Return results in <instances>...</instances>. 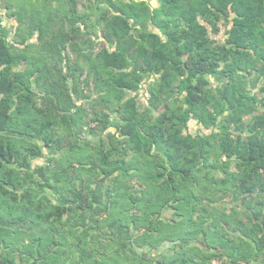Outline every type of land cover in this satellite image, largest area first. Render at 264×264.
Wrapping results in <instances>:
<instances>
[{"label":"trees","instance_id":"obj_1","mask_svg":"<svg viewBox=\"0 0 264 264\" xmlns=\"http://www.w3.org/2000/svg\"><path fill=\"white\" fill-rule=\"evenodd\" d=\"M20 4L13 33L0 17V264H264V0Z\"/></svg>","mask_w":264,"mask_h":264},{"label":"rangeland","instance_id":"obj_2","mask_svg":"<svg viewBox=\"0 0 264 264\" xmlns=\"http://www.w3.org/2000/svg\"><path fill=\"white\" fill-rule=\"evenodd\" d=\"M7 0H1V2H0V17H2V18H4V20H5V22H6V27L9 29V31H10V33H13L14 32V27L13 26H15L16 25V22L14 21V19H12V18H10V17H7L6 15H5V13H6V11H5V7H6V5L8 4V3H12V4H14L15 6L16 5H18V6H16L17 8H20V6H21V4H20V0H9V2H6ZM14 1V2H13ZM83 1V0H82ZM6 2V3H5ZM25 2L26 1H21V3L22 4H25ZM153 3V2H152ZM153 5H157V3H156V1H154V4ZM27 6H30V5H28L27 4ZM30 8V7H29ZM28 8V10H30ZM14 9V8H13ZM23 9V8H22ZM80 10H81V7H80ZM212 80V84H213V86L214 87H216L217 86V83L215 82V80L214 79H211ZM144 88L145 87H143V88H141L140 90H139V101H140V103L141 104H143L144 103V100H145V91H144ZM135 95V93H131V97L132 96H134ZM189 132L191 133V134H193V135H197V134H210V131H207V130H205V129H203V127H201L200 125H198V123H196L195 121H192L190 124H189ZM98 139H99V137H95V139H94V142L95 143H97L98 142ZM73 154V153H72ZM45 155H46V153H45ZM85 155V154H84ZM67 160H75V156L74 155H69L67 158H66ZM42 162V161H41ZM84 165H85V163H83ZM234 165V164H233ZM76 166L78 167V165L76 164ZM233 169L234 170H236L235 169V166H233ZM136 186V188H138V185H135ZM199 193V192H198ZM219 194H217V191H214V189H211V188H209V191L206 193V195L205 196H207V197H214V196H218ZM203 196V194H201V193H199V197H202ZM211 201H208V203H207V205L209 204V205H211V203H210ZM168 215H170V214H168ZM219 227V226H218ZM217 226H216V228H218ZM216 228L215 229H213V230H216ZM18 234H19V236H27V234H25V233H23L22 231H20V232H18ZM215 233H213L212 235H214ZM3 236H7L8 238H16V236H18L16 233H14V232H12V231H10V232H7V233H3L2 234ZM223 235H225L224 233H219L218 234V236L221 238ZM226 236V235H225ZM20 239H21V237H19ZM223 238V237H222ZM112 242H110V244H111ZM114 248H116V246L115 247H112V249H114ZM103 251V250H102ZM104 252V251H103ZM158 255V253L157 252H155V253H153L152 255H150L147 259L148 260H152L153 259V257L154 256H157ZM79 257V256H78ZM114 257V255L112 256V258ZM80 258V257H79ZM78 258V259H79ZM98 262H103L102 261V259L101 258H98Z\"/></svg>","mask_w":264,"mask_h":264},{"label":"crops","instance_id":"obj_3","mask_svg":"<svg viewBox=\"0 0 264 264\" xmlns=\"http://www.w3.org/2000/svg\"><path fill=\"white\" fill-rule=\"evenodd\" d=\"M5 15H6V14H5ZM4 25H6L5 20H4ZM46 155H47V153H46ZM46 155H45V153H44V157H45ZM41 161H42V162H41ZM33 163H34V166H38V165H43V164L45 163V161H44V159H40V160L34 161ZM0 223H2V222H0ZM13 227H15V226H12V228H13ZM16 229H18V227H17ZM12 239H15V238H12ZM2 251H4V250H0V260L2 259V258H1V257H2ZM16 256H17V254H16ZM16 264H20V262L18 261V259L16 260Z\"/></svg>","mask_w":264,"mask_h":264}]
</instances>
